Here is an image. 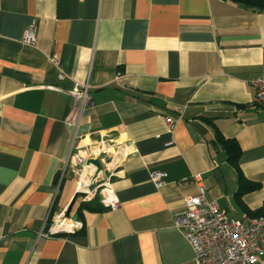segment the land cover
I'll return each mask as SVG.
<instances>
[{
    "label": "crops",
    "instance_id": "obj_1",
    "mask_svg": "<svg viewBox=\"0 0 264 264\" xmlns=\"http://www.w3.org/2000/svg\"><path fill=\"white\" fill-rule=\"evenodd\" d=\"M259 77L264 10L231 0H0V264H195L175 217L201 185L231 219L264 209V110L249 84ZM84 85L76 126L67 92ZM94 137L118 149L100 177L119 206L41 237L73 141ZM219 138L241 147V194ZM66 187L64 210L77 191Z\"/></svg>",
    "mask_w": 264,
    "mask_h": 264
},
{
    "label": "built area",
    "instance_id": "obj_2",
    "mask_svg": "<svg viewBox=\"0 0 264 264\" xmlns=\"http://www.w3.org/2000/svg\"><path fill=\"white\" fill-rule=\"evenodd\" d=\"M37 41L35 28H29L24 36L25 44L33 45ZM50 62L59 65L58 58L51 56ZM65 75L60 73L59 79L63 80ZM249 84L254 88V103L264 110V77L253 78L249 80ZM61 92L63 90H60ZM75 98V106L73 115L77 116V124L85 113L87 101L89 97V86L84 85L73 91L67 92ZM169 131H172L174 121L171 118L166 119ZM172 144V143H171ZM79 148L75 147V140L71 146V155L67 162V166L72 165H88L89 156H83L81 152H75ZM99 154L103 153L100 159L106 164V158L112 157V154L103 147L97 150ZM111 161L108 167L111 165ZM98 171L95 167V173ZM103 170L99 171L98 177L101 176ZM65 172L60 174L59 179H63ZM102 179V178H99ZM151 180L157 187L166 184L165 174L163 172H153ZM92 184L87 187L89 195L100 194L101 202L107 208L116 209L119 202L115 197L109 180H106L102 186L91 192ZM101 189V190H100ZM84 193V192H83ZM90 200V199H89ZM186 210L183 214L175 217V226L181 230L195 252V264H264V215L257 217L246 216L242 219H231L227 216V212L216 201L207 197L206 188L201 185L200 193L196 196L185 200ZM52 213V212H51ZM50 213V216H51ZM65 210L56 216L63 218ZM49 216V217H50ZM49 218L47 220V224ZM66 222L64 227V223ZM56 223V222H55ZM61 226L48 225V229L40 234L41 237L50 239L60 234H71L82 229L80 221L75 222L72 219H65Z\"/></svg>",
    "mask_w": 264,
    "mask_h": 264
},
{
    "label": "rangeland",
    "instance_id": "obj_3",
    "mask_svg": "<svg viewBox=\"0 0 264 264\" xmlns=\"http://www.w3.org/2000/svg\"><path fill=\"white\" fill-rule=\"evenodd\" d=\"M89 141H90V145L84 146V147H79V150H76L75 152L77 153V152L81 151L82 154H84L83 151H86V155L89 156L90 159L100 160L104 155H103V153L99 154L96 151L99 150V148L103 147L104 149H106L107 152H109V154H112L113 152H115V154H112V157L109 160H106L107 165H109V163L111 161H114V164H116L115 160L117 162V160L120 156L118 153V149H115L114 146H111L112 144L108 143L107 141H104L102 138L96 140L94 137L92 139H89ZM83 142L80 143V146ZM101 163H102V167L100 170H98L96 168L98 170V171H96V173H95V167L92 168V166H86V167L91 168V169H86V167L84 165H72V166H70V168L68 169V171L66 172V174L64 175L62 180L58 178V184H57L58 185V193L56 194L53 206L50 209V213L51 212L52 213H51V216L49 217V223H48L49 227L51 225L54 226V224H56L57 226H61L64 223L65 219H70V218H67L65 214H64L63 218L56 217V216H59V214H61L64 211V209H61L60 207H58V203H59L60 199H62L61 197H63L62 195L65 193V191L67 189L66 186L68 185V183H69V185L70 184L75 185L76 190H78V186L83 180H89V184L90 183L92 184L91 192H93V190L98 188L99 186L103 185L105 180L99 179L101 177H98V173H99V171L106 168V164L103 163L102 161H101ZM83 175H85V177H83ZM81 192H83V191H81ZM96 195L92 196L89 194H85L84 197L78 198L76 203L73 206V209L71 211V215L73 216L75 214V211L77 210V208L79 207V205L82 202L90 201Z\"/></svg>",
    "mask_w": 264,
    "mask_h": 264
},
{
    "label": "trees",
    "instance_id": "obj_4",
    "mask_svg": "<svg viewBox=\"0 0 264 264\" xmlns=\"http://www.w3.org/2000/svg\"><path fill=\"white\" fill-rule=\"evenodd\" d=\"M231 1L248 10H252L255 12L264 10V0H231ZM219 142L227 153L228 161L230 162V164L234 165L239 172V183H240L239 192L241 194L243 193L245 188L248 187L247 180L242 174L238 163L239 156L241 155V147L239 143L234 139L219 138ZM58 178H60V175L58 176ZM250 188L252 189L253 187ZM106 210L107 208L101 202V196L98 193L92 200L82 202L75 211V215L77 216L78 220L81 221L83 220L84 212L101 213ZM261 211L262 213H260L259 216L264 215V209H262ZM60 235H67V234L64 233Z\"/></svg>",
    "mask_w": 264,
    "mask_h": 264
},
{
    "label": "water",
    "instance_id": "obj_5",
    "mask_svg": "<svg viewBox=\"0 0 264 264\" xmlns=\"http://www.w3.org/2000/svg\"><path fill=\"white\" fill-rule=\"evenodd\" d=\"M87 163H88V165H90V164L94 165L98 170H100L101 167H102V163L98 159H90V160H88ZM84 195H85V193H83V192H81L79 190L76 191V193L74 194L71 202L69 203V205L65 209V215H66L67 218H70L73 221L78 222L77 216L75 214L72 216L71 215V211H72L73 206L76 203L77 199L80 198V197H84Z\"/></svg>",
    "mask_w": 264,
    "mask_h": 264
},
{
    "label": "bare ground",
    "instance_id": "obj_6",
    "mask_svg": "<svg viewBox=\"0 0 264 264\" xmlns=\"http://www.w3.org/2000/svg\"><path fill=\"white\" fill-rule=\"evenodd\" d=\"M81 152V151H80ZM81 154H82V152H81ZM83 155V154H82ZM83 156H86V155H83ZM92 168H93V166H92ZM86 169H91V168H89V167H86ZM83 177H85V175H83ZM90 184H89V180H83L80 184H79V186H78V190L79 191H83L85 194H88L89 193V191H88V186H89ZM65 224H66V222L64 223V227H66L65 226Z\"/></svg>",
    "mask_w": 264,
    "mask_h": 264
}]
</instances>
